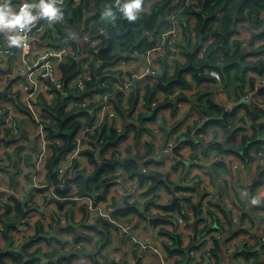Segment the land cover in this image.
<instances>
[{
    "label": "trees",
    "instance_id": "16d2710c",
    "mask_svg": "<svg viewBox=\"0 0 264 264\" xmlns=\"http://www.w3.org/2000/svg\"><path fill=\"white\" fill-rule=\"evenodd\" d=\"M105 2L106 0H83L77 7L73 5L69 6L66 15L73 25H77L82 19H85L87 13L90 12V16L85 20L86 26H92L93 30H95L100 26L99 11ZM183 3L184 0H153L151 10L147 11L148 15L139 22L143 24V30H141L139 25H129L121 21L120 31L113 32L112 36L115 38L111 46L107 48L104 47L97 53L102 67L108 66L110 70L103 72L93 66V76L87 81L84 89L80 90L70 85L72 78L80 69V62L72 57L68 63L63 65V89L58 90V94L52 103H47L44 106V111L52 120L51 123L47 124L49 137L53 139L51 143L53 148L52 154L47 159L48 175L52 180L59 183L56 177L59 163L65 157L66 153L75 145V135L82 125L78 117L82 115L89 118L93 117L92 112L86 109L77 106L71 109H68V107L72 102L82 99L85 96L92 95L96 89H99L101 86L104 88L102 84L103 79L108 75L119 72L113 69L117 61L123 58L129 59L131 54L136 50H145L155 46L159 40L158 36L172 26L168 19L169 14ZM263 11L264 0H244V2L243 0H199L196 4H187L184 8V13L188 16V19L195 20L197 37L196 39H186L185 42L179 44L181 49L178 54L169 51L167 57L162 60L160 75H164V82H170V80H172V83H170L168 87H164L160 86L158 81L145 84L141 81H136L134 83L135 89L127 103H124L122 92L118 91L115 100L117 103L114 102L116 111L119 112L125 120H127V118L132 120L138 119L139 121H144L146 124L149 118H154L157 111L164 108V106L170 107L173 114H176V112L178 113L180 103L184 101L189 102L191 100V97L185 90H191L195 86L197 87L196 93L192 94L193 102L191 103V111L194 114L197 113L202 118H206V120L200 128H198V124L189 126L187 130L176 137L178 144L173 148V153L176 156L177 164L174 165L173 169H178L180 166L185 167L187 165H191L190 168L195 165L203 166V164L200 163L198 155H193L192 160L190 159L191 162L184 157L181 149L186 144L196 148L201 146L207 158L210 157L209 151L215 148L217 155L214 161L217 166H221L222 164L221 160L218 159H221V154L223 153L236 154L246 164H250L258 157H264V121L259 120L264 116V110L261 108L247 106V113L255 120L253 125L254 134L251 136L244 134L241 145L230 143V141L234 139V135L229 136L225 141L217 140V136L215 135V139L207 142V146L203 145V143L206 142L202 138L197 137L195 139L192 137V134L197 136L200 132H207L211 126H219L224 130L229 128L230 124H234V127H236L238 120L244 118V116H240L239 114L240 109L243 107L242 104L235 106L232 110H229L226 115H223L226 107L216 100L215 94L209 93L207 89L203 90L202 88L205 82L217 81L215 78L207 75V69L218 70L221 73L222 85L229 90L231 95L234 94L236 96H239L240 91L245 87L250 71L264 73V43H260L257 46L254 45L256 41L264 42V18H261ZM242 22H247L250 26L258 25L260 28V31L254 32L252 38L246 44H244L242 39L235 38V36L239 34V24ZM187 28V25L184 26V35L187 34ZM59 32L61 34V39L63 41L66 40L67 29L60 28ZM108 42L109 38L105 37L101 44L102 47L107 46ZM72 43L76 47V43ZM86 49L91 50L88 46H86ZM193 51H195V54L191 57V52ZM191 60H193L196 67L202 66V68L190 67L183 71L180 79H177L180 68L187 66ZM187 74H191V78L187 77ZM161 89H165L167 96L159 106L153 109V113L150 114L148 112V114L145 115L143 112H140L139 117L134 118L133 115L137 110L140 99L144 100L145 108L149 110L152 108V102L156 96L157 90ZM261 91L264 93V88H262ZM0 97H9V92L0 93ZM188 117L190 116L187 115L185 118H182V120ZM220 117L222 118L220 119ZM235 118L238 120L235 121ZM125 126L126 129L124 134H121L117 130L115 124L109 128L104 127L101 131L99 129L97 130L94 137L100 136V140L103 139L105 142L99 140V155L98 147L96 151L89 152V158L94 164V169L89 172L86 168H78V165L75 163L73 166L75 172H72V170L68 171L65 177L66 187L59 190L62 195H71L72 183L76 182V192L78 194L92 195L98 200L104 199L112 184V180L116 176L117 168L120 167L125 169L132 179L137 180L139 186L146 188L144 192L140 193V196H148V198L145 203H141L138 199L130 201L131 196H127L123 203L116 204L114 215L117 218L134 214L139 218L147 219L148 211L153 208V206H158L161 209V213L166 214L159 215L160 217L157 219L159 223L167 224L169 218L172 217L167 215L171 213H182L187 222L193 219L195 236L187 245L184 244L181 233L174 229L170 231L163 228V231L174 240V245H167V249L172 256L177 257L175 264H182L184 262L188 264L194 263L196 257L193 256L191 252L194 249H199L204 244V242L202 243L201 241V244L196 243L199 234H208L211 231L219 229L222 235L231 239L239 235L242 231L250 232V230L255 227L258 219L255 220L254 217L250 218L249 214L251 213L249 210L246 211L244 215L240 216V218L248 222V220L245 219L249 216L251 229H246L245 227L236 230L237 222L234 221L235 215L233 214V209L224 204L217 203V200L212 199L208 201L206 198L210 194V191L206 194V188L200 190L197 198L198 203H193L191 200L192 196H182L176 194V192L192 191L196 190L197 187H193L192 185L188 186V184L180 185L182 182L173 180L171 172L161 173L157 170L143 172V163H152L154 161L152 157L156 155L154 144L150 141L146 144V150L132 157L130 156L126 159H107L104 157L103 154L109 146H117L119 141L127 139L131 131L134 132V138L137 140H140L143 132L146 131L143 128H139V125L134 122ZM239 131V128L235 129V133ZM58 138L63 140L62 144L56 141ZM114 140H116L115 143ZM197 140H199V142H196ZM12 141L14 140L8 142ZM209 159H212V157ZM210 172L213 174L212 178H214V172ZM263 183L264 168L262 170L260 169L253 181L246 184L244 187H248L256 192L258 186ZM162 185L166 187L168 192H172V189H174V197L172 196L171 200L167 203L158 202L161 197L159 188ZM227 188L230 189L231 186ZM132 194H136V191ZM235 194H238L237 190L234 191V195ZM176 195L178 196L175 197ZM13 199V203H2V201H0V205L4 207V216H2V218L0 217L3 223V239L7 243L6 248L0 247V264H10L8 260L14 261L15 264H33L35 262L39 264L40 261L46 258H49L52 264H62L64 261L70 260L72 254H60L57 252V248H55L54 254L42 252V248L37 246V244L45 240L48 235V231L43 229L42 226H39L37 233L28 240L20 244L14 243L12 231L23 215L25 203L14 196L11 197V200ZM184 200H191V207L189 209L184 203ZM205 201L207 202L206 209H204ZM221 202L223 201L221 200ZM60 205L62 206L61 203ZM214 207L217 208L219 213L213 209ZM262 209H264V206L257 205L251 212H253L255 216L258 215L256 211L259 212ZM205 213L206 216L203 215ZM220 216H223L225 222L222 221ZM262 219L264 220V216ZM69 222L70 226L68 229H72L75 221L71 219ZM80 224L87 231L94 232L98 236V242L101 248L110 243L111 226L103 218L96 220L94 223H88L82 220ZM226 225H228L229 229L226 228ZM226 232L228 234H225ZM262 233L264 235V228ZM76 238L77 240L93 239L88 232L76 234ZM222 239H225V237H215L214 244L209 250L215 264L227 263L224 255H222ZM242 241L236 251L230 254L232 260H230L228 264L232 263L234 260H238L240 256H243L245 259L254 257L256 259L255 264H263L260 259L264 257V236L258 238L254 245L248 240L243 239ZM206 255L207 253L205 252L202 256V260L197 261V264H206ZM137 264H140V260Z\"/></svg>",
    "mask_w": 264,
    "mask_h": 264
},
{
    "label": "built area",
    "instance_id": "2783aa9c",
    "mask_svg": "<svg viewBox=\"0 0 264 264\" xmlns=\"http://www.w3.org/2000/svg\"><path fill=\"white\" fill-rule=\"evenodd\" d=\"M82 2L83 0H64L67 8L71 5L77 7ZM152 2L153 0H147V11L151 10ZM198 2L199 0H184L182 5L177 6L168 17L172 24L171 28L163 31L158 36V43L153 47H149L145 50H136L131 54L130 59L134 62V66L131 69L121 68L119 70L113 68L119 72L108 75L103 79L102 84L104 88L101 86L99 89H96L92 95L85 96L71 103L68 109L76 106L81 107L92 112L93 117L89 118L85 115L78 117L82 125L75 135L74 147L66 153L65 157L59 163L56 175L59 183L52 180L48 175L47 159L52 154L53 148L51 143L53 139L49 137L47 124L51 123L52 120L44 111V106L47 103H52L58 94V90L63 89V65L68 63L72 57L80 62V69L72 78L70 85L80 90L84 89L87 81L92 78L93 66L103 72L110 70L108 66L102 67L97 56V53L102 48L101 44L103 43L105 35L99 31L100 26L95 30H93L92 26H86L85 20L90 16V12H88L86 18L82 19L77 25H73L66 15L65 21L55 26V31L46 24H41L37 28H34L30 36L29 51L27 52L7 50L0 47V93L9 92V97H2L0 99H2L3 103H8V101H10L22 118L30 120L37 126L38 130L32 138L35 144L33 153L36 154V158L33 162V159L28 158V155L24 153L25 148L18 144L19 140L24 136V130L17 125L14 111L0 106V130L3 131V137L0 136V166L7 164L9 167L8 173L11 175L9 183L0 182V194L3 190H13L16 198L25 203L23 215L12 231L15 244H20L28 240L37 233L38 227L42 226L43 229L48 231V235L45 240L39 242L37 246L44 245L48 247L54 239L55 248L58 249L60 254H72L71 259L64 261L62 264H106L108 257L112 258L109 264H137L141 258L138 257L137 259L136 253V259L126 261V259L117 253L118 251L115 246H113L116 242L115 235L120 229L123 230L126 235L130 236L135 244L140 245L142 248L153 250L161 257L163 264H169V259L171 260V257L168 255L167 245H174V240L163 231V224L159 223L156 218H153L152 211L154 207L148 211L147 218L150 219L149 221L151 224L149 235L144 239L134 234L131 218L134 219L136 215L130 214L122 218H117L114 215L116 204L123 203L127 196H131L130 201H134L137 198L139 200L137 195L140 194L138 192L141 190L139 188H134L136 184L138 185V182L136 179H132L125 169L120 167L117 168L116 176L112 180L106 198L101 200H98L92 195L78 194L76 192V182L72 183L71 195L69 196L62 195L59 190L66 187L65 177L68 171L72 170V172H75L73 168L75 163L78 165V168H86L89 172L94 169V164L89 158V152L96 151L98 147L99 155V140L101 137L94 136L98 129L101 131L105 124H107V121L109 120V122H111L116 116L117 111L114 107V102L118 91L122 92L124 103H127L135 89L134 83L136 81H141L144 84L158 81V76L161 73V60L167 56L169 51L178 54L181 49L179 44L185 42L186 39H196V22L194 19H188V16L184 13V8L187 4H196ZM261 18H264V11ZM186 25L188 26L187 34L184 35V26ZM246 25L250 26L247 22L239 24L240 30L237 35L241 34L243 27ZM254 26H257L255 31L259 32V26ZM60 28L75 30L78 35L71 40L66 39L63 41L59 32ZM237 35L235 38L242 39L244 44L250 41H246L245 36L240 38L237 37ZM72 42L76 43V47ZM260 43L264 42L256 41L254 45L257 46ZM86 46L91 48V50H87ZM118 62H120V60ZM212 71L218 70L207 69V75L211 76L209 73ZM211 77L216 79L214 76ZM214 82L222 84V77ZM223 88L224 93L229 92L224 86ZM262 88H264V73L250 71L245 87L240 91V95H231L229 92L230 98L227 104L231 105V108L229 109L225 106V110L229 111L237 105H243L239 114L240 116H244V118L239 119L235 127L240 129L238 133L242 136L244 134H248L249 136L254 134L253 125L255 120L247 113V106L264 110V93L261 91ZM5 89L7 91H4ZM185 92L187 93V90H185ZM166 96L167 95H164L162 98L161 94L156 95L152 102V108L149 109L148 112L150 114L153 113V109L159 106V104L165 100ZM179 106H181V103ZM144 107V100L140 99L137 110L133 115L134 118L139 117L140 110ZM160 114L156 115L159 116ZM196 118L198 120V128H200L206 118H202L200 115H197ZM259 120L264 121V116ZM211 128L213 127H209L207 132ZM118 131L124 134L125 129L119 128ZM207 132H200V136H205ZM129 136L134 138V133L130 132ZM127 139L123 140L127 141ZM10 140L14 141L8 142ZM56 141L59 144L63 143L61 138H58ZM100 141L105 142L103 139ZM177 144V141H171L163 149L164 155L172 163L173 167L177 164L176 156L173 153V148ZM13 154H15L14 159L12 157ZM115 156L120 159H125L128 153L117 151ZM236 163L245 165L242 161L234 162V164L231 165L233 169H236ZM179 168H181V166ZM142 171L149 172L150 163L144 162ZM191 172V170L188 171L187 174L189 175L188 177L186 175L187 178L182 181L183 184L191 183L189 182L191 178L193 176L196 177L195 173ZM182 174L184 176L185 172H181L180 175ZM201 175V186H194L191 183L193 187H197L196 190L200 187H206L207 184L204 183L209 181V176H212L210 170L206 166H203ZM130 186L133 188V193L136 191V194L129 192ZM196 190L188 191V193L195 194ZM162 192L163 189L160 187L159 193L161 194ZM40 193L44 194V202L42 203H39L37 200V195ZM165 197L170 199V192L167 191ZM13 202L14 199L11 200V203ZM140 202L143 203V201ZM45 203H49L50 205L55 204L56 206V212L49 218H47L48 210L45 207ZM204 205L206 207V201ZM78 216L80 217L78 218ZM174 216L176 219L173 220L172 223L177 225V232L181 233V229H183L190 234H194L193 226L187 222L182 213H174ZM101 218L107 221L111 226L110 243L102 248L99 246L98 236L94 232L87 231L80 224L82 220L88 223H94ZM71 219L75 221V224L72 226V229H68L70 226L69 220ZM222 221L225 222V219L222 218ZM234 221L237 222L236 230L246 227V224L242 223L237 215L234 216ZM0 223V233L1 236H3V223L1 219ZM226 228L229 229L228 225H226ZM81 232H88L93 239L77 240L76 234H80ZM53 233L57 236L53 235ZM59 233L64 234L63 237H59ZM225 234L228 233L226 232ZM241 234V241L245 238L253 237L252 232L242 231L238 236L240 237ZM221 236L227 238V236L222 235V232L218 231L215 233L210 232L202 236L201 242H204L202 248L194 249L191 252V254L196 257L193 264H197V261L202 260V256L205 252L207 253L205 258L206 264H215L209 250L214 244L215 237L221 238ZM199 244L201 243L199 242ZM42 252L46 251L42 249ZM255 261L256 259L254 257L245 259L243 256H240L238 260L232 264H255ZM8 262L10 264H15L12 260H8ZM37 263L38 262H35L33 264ZM39 264L52 263L49 258H46L40 261Z\"/></svg>",
    "mask_w": 264,
    "mask_h": 264
},
{
    "label": "crops",
    "instance_id": "0c3cea01",
    "mask_svg": "<svg viewBox=\"0 0 264 264\" xmlns=\"http://www.w3.org/2000/svg\"><path fill=\"white\" fill-rule=\"evenodd\" d=\"M257 28V26H244L243 30L241 32L240 35H237V37H242L245 36V40H250L254 34L255 29ZM167 57V56H165ZM164 57V58H165ZM163 58V59H164ZM162 59V60H163ZM161 60V61H162ZM118 62V61H117ZM116 62V63H117ZM134 66V62L132 59H125L123 58L122 61L120 60V62H118L116 65H114L115 69H131ZM2 70L4 71V69L2 68ZM187 77L191 78V74H187ZM220 83H216L214 81L211 82H205L203 84V90L207 89V92L209 93H213L215 94V98L218 102L222 103L224 106H226L227 108H231L228 103V100L226 102V97L229 96L230 98V93L229 92H225L224 93V88L221 89L220 91ZM197 91V87L195 86L193 89L191 90H187V94L191 97V100L188 101H184L181 103V106H179V110L178 113L176 112V114L172 113V110L170 107L168 106H164V108L160 109L157 111V115L160 114L159 116L155 115L154 118H149V120L146 122L144 121H139L138 119L132 120V119H128L125 120L119 112H117L116 116L113 118V120L111 122H109V120L107 121V124H105L104 127H111L113 124H115L117 130H119V128H124L126 129L125 125H129L130 123L134 122L137 125H139V128H143L146 131L143 132L142 137L140 140H137L135 138H131L128 134V139L126 140H121L119 141V144L117 146L111 145L109 146L104 153V157H106L107 159H115L117 158L115 156V153L118 152H126L128 153V156L132 157L134 155H136L137 153H141L144 150H146V144L147 142H152L154 144V150H155V156L152 157V159L154 160L153 163H150V171L152 170H157L158 172L161 173H167V172H171V177L173 180H175L176 182L180 181L179 180V175L181 174V172H185L184 176L182 177V181H184L189 174L188 171L191 170L193 173H195V175L197 177H201V170L203 168V166L208 167V169L212 172H214V180L212 181V183L217 187L218 184L221 181V192L216 193V195L218 196V198H215L217 201V203L220 204H224L225 206L233 209V214L236 216H238L240 218V216L244 215L246 211L250 210L249 216L250 218H253L255 220L258 219L257 224L255 225V227H253L252 229L251 227V221L246 217L245 220L247 221H243L241 218L240 220L246 224V229H251L250 232H252L253 237H248L245 238L244 240H248L251 244H255L258 240V238H260L261 236H264L262 233V230L264 228V220L262 219L264 216V209L260 210L259 212L256 211V213L258 215L254 216V213L251 212V210H253V208L257 207V205H262L264 206V203H260V204H256V205H251L247 203V200L245 198V200H240L238 198V194L234 195V191L237 190V192L239 193L240 191L243 190L244 185L249 184L250 182H252V180L255 178L256 174L258 173V171L264 168V157H258L256 159H254L250 164H246L243 160H241V158H239L238 155L236 154H226L223 153L221 154V166H217L215 165V161L214 158L217 155L215 148H212L209 151V155L212 159L207 158L206 154L202 151L201 146L196 147H192L191 145H186L184 146L181 151L184 154V157L187 158L189 161L190 159L192 160V156L193 155H198L199 156V160L200 163L203 164V166L201 165H195L192 168H190L191 165H187V166H181V168L179 169H173L172 163L166 158V156L163 153V149L164 147L169 144L171 141H177V136L180 135L182 132H184L185 130H187L189 128V126L192 125H196L198 124V120H197V113H193L191 111V103L193 102V97L192 94L196 93ZM221 94V101L218 99V96ZM2 98V97H0ZM115 103H117L115 101ZM0 106L2 107H6L9 110L12 109L16 115V122L17 125L24 130V136L19 140V145H22V147L25 148L24 153L28 155V158L33 159V162L36 158V154L33 153L34 150V142L32 140V138L34 137V135L37 133V126L32 123L30 120L22 118V116L15 110V108L13 107V104L8 101V103H3L2 99H0ZM183 107V108H182ZM187 115H189L190 117H188L187 119L182 120V118H185ZM1 117V114H0ZM233 119V118H231ZM236 121V118H235ZM103 127V128H104ZM214 127L213 129H210L205 136H194V134H192L193 138H202L206 143H203L204 146H207V142L212 141L213 139H215V135L217 136V140H223L225 141L227 138H229V136H233L234 135V139L230 141L231 144L234 145H241L243 142V136L240 133H235V127L234 124H230L229 128L227 129H222L219 126H212ZM102 128V129H103ZM218 131V132H217ZM133 132V131H131ZM1 133V137H3V131L0 130ZM134 133V132H133ZM126 141V142H125ZM116 142V140H114V143ZM196 142H199V140H197ZM214 150V151H212ZM126 158H129V157ZM13 159L15 157V154L12 155ZM125 158V159H126ZM263 159V160H262ZM244 162L245 165H241V164H237L236 169L232 168V164H234V162ZM191 162V161H190ZM9 167L7 166V164H5L4 166H0V182H8L11 179V175H9L8 173ZM191 172V173H192ZM190 173V174H191ZM187 175V177H186ZM213 175V174H212ZM217 175V176H216ZM249 178H252V180L250 182H248ZM197 179H195V181L193 182V178L189 181L191 182L194 186H199L197 184L198 181H196ZM191 183H188V186L191 185ZM136 184V183H135ZM180 185H184L183 183H181ZM231 186L230 189H228L227 187ZM139 186V185H135L134 188H139L141 191L145 190L146 188ZM214 187V186H213ZM161 188L163 189V192L160 194L161 197L159 198L158 202L161 203H167L171 200V198L169 199L168 197H165L166 193H167V189L164 185L161 186ZM218 188V187H217ZM132 189V190H131ZM209 191L206 189V192ZM226 191V192H225ZM129 192L133 193V188L130 186L129 187ZM174 189H172V192L170 191L171 197L173 195ZM258 193L264 194V183L259 185L257 188ZM188 193V192H187ZM211 193V192H209ZM228 193V194H227ZM14 191L13 190H3L0 194V201H2V203L7 202V203H11V197L14 196ZM176 194H180L182 196H186L184 191H181L180 193ZM18 195V194H16ZM206 195V194H205ZM225 195H228L227 197H224ZM19 196V195H18ZM178 195H176L175 197H177ZM210 196V194L207 196L206 199H208ZM37 200L39 203L44 202V194L40 193L37 195ZM141 200V199H140ZM221 200L223 202H221ZM10 201V202H9ZM143 201V200H142ZM198 200L193 197L192 202H197ZM210 201V200H208ZM237 201H239L237 203ZM185 202V201H184ZM198 203V202H197ZM187 205V208L189 209L191 207V201L190 203L186 202L185 203ZM45 207L48 210V215L47 218L51 217L55 212H56V206L55 204L50 205L49 203H45ZM153 218L158 219L160 216V214H164L161 213V209L158 206H153ZM3 205H0V210L1 211V218L2 216H4V212H3ZM215 211H218L216 207L213 208ZM255 210V209H254ZM205 212V210H204ZM219 213V211H218ZM255 213V214H256ZM172 214V213H171ZM167 215V216H172L169 218V222L167 224H163V228L165 230H176L177 225H174L172 223L173 220L176 219V217L174 216V214L172 215ZM166 215V214H164ZM206 216V213L203 214ZM80 216H78L79 218ZM221 217V216H220ZM0 218V219H1ZM223 218V216L221 217ZM2 220V219H1ZM150 219H143V218H139L137 216H135L134 219L131 218V225L134 228V234L139 237V238H146L149 235V229H150ZM209 221V219H208ZM190 225L194 226V222L193 219L188 222ZM162 224V223H161ZM213 224H218V223H213ZM1 226V223H0ZM215 227V226H214ZM216 231L220 232L219 229H216L214 231H211V233H215ZM34 232V230H33ZM246 232V231H243ZM181 234H182V239L185 245L189 244L192 241V238L195 236V234H190L188 231H185L183 229H181ZM203 234V235H202ZM199 234L197 236L196 239V243L199 244V242L202 239V236H205L207 234L202 233ZM244 234V233H243ZM255 234V236H254ZM53 235L57 236L55 233H53ZM64 234L59 233L58 236L59 237H63ZM241 236L240 237L237 235L231 239L229 238H225L222 239V255H224L225 260H227V264L231 259V253H234L237 249V247L239 246V244H241ZM115 244H113V246H115L116 250L118 251L117 253L123 257L124 259H126V261H130L132 259H136L135 257V253L137 254V259L138 257H140L141 259V264H163L161 261V257L159 255H157L153 250L149 249V248H142L140 245L135 244L133 242V240L131 239L130 236L126 235L125 232L123 230H118V233L115 235ZM241 242V243H240ZM42 244V243H41ZM41 248L43 250H45L46 252H50L51 254L55 253V244H54V239L51 242L50 246H44V245H40ZM0 247L2 248H6L7 247V243L6 241L3 239V236H1L0 233ZM202 248V247H201ZM58 252V250H57ZM168 255L171 257V260L169 259V264H175V261L177 259V257L172 256L170 254V252L168 251ZM111 257L107 259V264H109V262L111 263ZM234 259V258H233ZM236 260H234L232 263H234ZM260 261L264 264V257H261ZM230 263V264H232Z\"/></svg>",
    "mask_w": 264,
    "mask_h": 264
},
{
    "label": "clouds",
    "instance_id": "9594fccd",
    "mask_svg": "<svg viewBox=\"0 0 264 264\" xmlns=\"http://www.w3.org/2000/svg\"><path fill=\"white\" fill-rule=\"evenodd\" d=\"M67 7L64 0H0V47L7 50L29 51L30 36L33 29L41 24L52 27L65 21ZM148 15L147 0H106L99 11V31L107 38L113 32L120 31L121 21L129 25H139ZM77 32L67 30V39L77 37ZM221 78L219 71L209 73ZM187 162V161H186ZM239 199L247 200L248 204L264 203V194L244 187L238 193Z\"/></svg>",
    "mask_w": 264,
    "mask_h": 264
},
{
    "label": "rangeland",
    "instance_id": "374dc122",
    "mask_svg": "<svg viewBox=\"0 0 264 264\" xmlns=\"http://www.w3.org/2000/svg\"><path fill=\"white\" fill-rule=\"evenodd\" d=\"M91 14V13H90ZM223 88V86H222V84L220 85V91H221V89ZM158 94H161V96H162V98L164 97V95H166V92H165V89H161V90H157V93H156V95H158ZM218 99L221 101V94L218 96ZM227 100H229V96H227L226 97V102H227ZM183 108V107H182ZM140 110V109H139ZM141 112H143L145 115H147L148 114V109L147 108H143L142 110H140ZM238 120V119H237ZM236 120V121H237ZM214 128V127H213ZM213 128H211V129H213ZM131 137V136H130ZM132 138V137H131ZM126 142V141H125ZM212 151H214V150H212ZM215 152V151H214ZM154 162V161H153ZM152 162V163H153ZM212 175V174H211ZM180 177H179V180L181 181L182 180V177H183V174L182 175H179ZM197 177V176H196ZM192 177L193 178V181H195V179H197V180H199L198 182H197V184L199 185V186H201V182H200V180H201V177ZM191 178V179H192ZM214 180V178H212V176H209V181L208 182H206V183H204V184H207L206 185V187L204 186V187H202V188H206V189H208L211 193H210V196H209V198L207 199V200H216L215 198H218V196L216 195V193H218V192H221V181H220V183L218 184V188L212 183V181ZM252 180V178H249V180H248V182H250ZM253 181V180H252ZM251 183V182H250ZM214 186V187H213ZM245 186V185H244ZM201 187L200 188H198V190H196V192H195V194H190V193H187L188 191H184L185 192V195L186 196H192V198H191V200L193 199V197H195L196 199L198 198V194H199V192H200V190L202 189ZM132 190V189H131ZM145 190H143V191H140V192H138V193H141V192H144ZM209 191H207L206 192V194H208V192ZM226 192V191H225ZM228 194V193H227ZM138 197H139V201H142L143 200V203H145V201H146V199L148 198V196H140V194H138L137 195ZM228 195H225L224 197H227ZM138 199V198H137ZM141 199V200H140ZM191 200H184L185 202L184 203H186V202H188V203H190V201ZM243 200H245V199H243ZM204 209H206V207L204 208ZM182 264H188V263H182Z\"/></svg>",
    "mask_w": 264,
    "mask_h": 264
},
{
    "label": "water",
    "instance_id": "95a60500",
    "mask_svg": "<svg viewBox=\"0 0 264 264\" xmlns=\"http://www.w3.org/2000/svg\"><path fill=\"white\" fill-rule=\"evenodd\" d=\"M243 2H244V0H243ZM114 38H115L114 36H112V38H109L108 45H107V46H103L102 48H104V47H105V48L110 47L111 44H112V41L114 40ZM102 48H101V49H102ZM194 54H195V51L191 52V57H192ZM190 67H195V68H198V69H201V68H202V66H197V67H196V66L194 65V63H193V60H191L190 63H189L187 66H184V67H181V68H180L177 79H180L181 76H182V74H183V71H185L186 69H188V68H190ZM163 77H164L163 74L160 75V76H158V83H159L160 86L168 87V86L170 85V83H172V80H170V82H164V81H163ZM4 91H7V90L5 89ZM227 112H228V110H225V112H224L223 115H226ZM221 118H222V117H220V119H221Z\"/></svg>",
    "mask_w": 264,
    "mask_h": 264
}]
</instances>
